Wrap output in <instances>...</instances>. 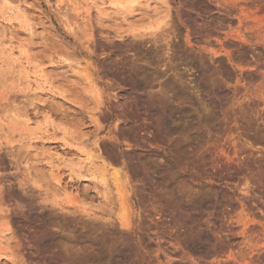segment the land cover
Instances as JSON below:
<instances>
[{
    "label": "rangeland",
    "instance_id": "obj_1",
    "mask_svg": "<svg viewBox=\"0 0 264 264\" xmlns=\"http://www.w3.org/2000/svg\"><path fill=\"white\" fill-rule=\"evenodd\" d=\"M116 1L0 0V264H205L216 228L167 202L189 213L211 180L220 222L232 189L251 193L234 214L264 218V163L243 150L264 125V0ZM218 127L228 145L198 161ZM234 242L222 264H264Z\"/></svg>",
    "mask_w": 264,
    "mask_h": 264
},
{
    "label": "bare ground",
    "instance_id": "obj_2",
    "mask_svg": "<svg viewBox=\"0 0 264 264\" xmlns=\"http://www.w3.org/2000/svg\"><path fill=\"white\" fill-rule=\"evenodd\" d=\"M106 2L107 1H105V3ZM116 2H118V1H116ZM118 3H120L124 7H130L131 10H132V9H134V7H137L136 3H138V2H137V0H127L126 2H118ZM100 4H104V2H102ZM135 4H136V6H135ZM95 5H99V4H95ZM98 8L99 7H97V9ZM169 94H168V96H169ZM177 95H178L177 93L176 94H172V95L170 94L169 98L172 101H167L166 100L169 103V105L167 104L166 101H165L166 103L162 102V103H164L166 105L165 106L163 104L164 105L163 106L164 109L167 108L168 106H172V104H174V101H175V104H177L179 102L178 99H180V98ZM165 96H167V95H165ZM162 98H164V97H162ZM183 99H184V96H183ZM183 99H181L180 101L182 102ZM181 102H180V104H181ZM217 104L219 105V106L217 105L219 107L218 109H220V111H221V106H222L221 101L218 100ZM140 107H141V105H140ZM145 107H143V109ZM147 107H149V106H147ZM147 111H148V113L147 112L146 113L149 115L150 114L149 110H147ZM161 112H163V111H161ZM153 118H155V117H153ZM155 121H156V119H155ZM256 123H257V121H256ZM259 125L260 124L258 123V126H256L258 128L257 130H259V132L256 133V137H255L256 139L253 140V142H251L249 140H246V141L243 142L244 145L243 144L242 145L244 146L243 150H245V152L247 153L245 159L246 160H252L253 162L257 163L258 165H262L264 163V125L263 126H259ZM155 126H156V129L158 130V132H160L161 140L163 139L165 142H169L172 139V138L171 139L169 138V133L167 131V127L165 126L163 121H161L160 119L157 120L155 122ZM212 128H210V129L208 128L207 130H204V132L206 133L205 140H204L203 144L202 145L200 144L201 146L198 145L200 147L196 151L193 152V156L198 161H202L201 159H203V154H204V151L206 150V144L208 142L214 141V143H216V142L219 141L221 144H227L230 141L228 136L218 135L219 133H221L219 127L216 128V129L215 128L212 129ZM188 138L189 137H187L186 135H182V136L180 135V137L178 139H176L177 141H175V143L172 141L173 142V147L172 148H174V150H176V154H177V157H178L179 161H180V159L182 157L183 158L185 157V152H186V151L184 152L182 150L183 146H182L181 142H184V144H186L187 142H189ZM220 146H222V145H220ZM221 162H222V159H221V155L219 154L218 156H216L213 159L212 165L210 167L213 170V173H220V171H221V167H220ZM192 175H195L193 177L198 178L199 180L202 179V177H200L196 173H192ZM210 183H211L210 184L211 188H209L210 191H207L206 189L205 190L201 189V191H199L198 193L194 194V196L192 197V200H191V202H190V204L188 206V210L190 211L189 213H185L187 209L185 210V208H184L185 206L184 207L182 206L183 205L182 204V202H183L182 200H181L182 201L181 202V201H178L177 198H174V199H171L170 201L167 202L168 205L172 209H174V210H176V212H178L177 214L183 213V215L184 214L187 215V216H185L187 218H188V216H190V218H191L193 216L194 212L196 211L200 215V219L193 221V223H194L195 229L197 230L198 233L201 231L200 228H199L200 227L199 225H200V222L202 220L204 221V223L206 225L210 226L212 224L216 228L215 237L217 238V240L222 242L223 245L219 247L216 244L215 241L212 242L211 240H207V239H202V240L199 239L201 241V243L204 246H206L205 254L203 256V258H204L203 262L205 264H222L221 255L224 254L226 252L227 247L231 246V244L234 241H236L238 238L239 239L241 238L243 243H245V245L246 244L250 245L251 246L250 248L252 250H257V252H259V256L261 255V258L264 257V218H260V216H259V218H254L256 215L249 216L250 214L249 215L248 214H243V215L240 214L241 216L240 215L238 216V215L234 214L235 208L237 206H245V205H247V203L249 201L248 194H251L250 191L248 189H243L241 193H237L235 189H232V192L234 194H236L237 196H230V195H229V197L227 196V198L229 200V205H228L229 214H228V217L225 219L226 222L222 223V222H220L219 207H220V203L222 202V196H223L222 194L224 192L222 191V187L219 185V183L217 181L211 180ZM238 194L240 195L239 197H238ZM126 196H125V194L123 195L122 201H123L125 207H129V204H130V203H128L129 199L127 200L128 197L126 198ZM252 235H254L256 237V239H257L256 243H253V244H255L254 246H252L253 244L251 243V239H250V236H252ZM245 245H243V246H245ZM201 257H202V255H201Z\"/></svg>",
    "mask_w": 264,
    "mask_h": 264
}]
</instances>
